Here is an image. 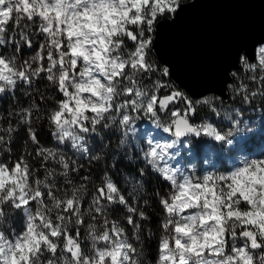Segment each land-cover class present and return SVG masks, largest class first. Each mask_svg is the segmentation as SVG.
Masks as SVG:
<instances>
[{"label":"snow or ice","instance_id":"1","mask_svg":"<svg viewBox=\"0 0 264 264\" xmlns=\"http://www.w3.org/2000/svg\"><path fill=\"white\" fill-rule=\"evenodd\" d=\"M197 5L0 0V264H264V38L194 99L159 37Z\"/></svg>","mask_w":264,"mask_h":264},{"label":"water","instance_id":"2","mask_svg":"<svg viewBox=\"0 0 264 264\" xmlns=\"http://www.w3.org/2000/svg\"><path fill=\"white\" fill-rule=\"evenodd\" d=\"M197 4L159 37L162 52L178 54V76L194 99L205 94L199 67L214 62L238 40L250 44L264 38V0H197ZM212 87L219 93L223 82L213 81Z\"/></svg>","mask_w":264,"mask_h":264},{"label":"rangeland","instance_id":"3","mask_svg":"<svg viewBox=\"0 0 264 264\" xmlns=\"http://www.w3.org/2000/svg\"><path fill=\"white\" fill-rule=\"evenodd\" d=\"M253 115H256V114L253 113ZM140 127H141V130H143L145 127H149V126H147V125H145V124L142 123L140 125ZM150 130H152L155 133V130L154 129H150ZM202 161H203V156H201V157L196 158V159L193 160V162L197 164V167H200L201 166ZM213 162L216 164V167L217 168H220V170H223V168L225 166H231L230 165V161L227 160V159H216ZM203 167L207 169V168H209V165L208 164H203Z\"/></svg>","mask_w":264,"mask_h":264},{"label":"trees","instance_id":"4","mask_svg":"<svg viewBox=\"0 0 264 264\" xmlns=\"http://www.w3.org/2000/svg\"><path fill=\"white\" fill-rule=\"evenodd\" d=\"M39 138H40L42 143L46 144L47 146H52V144L50 142V133H49L47 127L44 125H41L39 128ZM115 143H116V139H115V137H113V144H115ZM93 167H95V166H93ZM153 225H155V219L153 221ZM153 230L154 231L156 230L155 227H153ZM151 255L154 258V256H155L154 246H153Z\"/></svg>","mask_w":264,"mask_h":264},{"label":"built area","instance_id":"5","mask_svg":"<svg viewBox=\"0 0 264 264\" xmlns=\"http://www.w3.org/2000/svg\"><path fill=\"white\" fill-rule=\"evenodd\" d=\"M154 133V132H153ZM155 134V133H154Z\"/></svg>","mask_w":264,"mask_h":264}]
</instances>
